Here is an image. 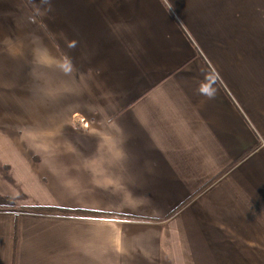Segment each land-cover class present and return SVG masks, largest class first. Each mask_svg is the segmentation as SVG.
I'll return each mask as SVG.
<instances>
[{"label": "crops", "instance_id": "0c3cea01", "mask_svg": "<svg viewBox=\"0 0 264 264\" xmlns=\"http://www.w3.org/2000/svg\"><path fill=\"white\" fill-rule=\"evenodd\" d=\"M0 264H264V0H0Z\"/></svg>", "mask_w": 264, "mask_h": 264}, {"label": "trees", "instance_id": "16d2710c", "mask_svg": "<svg viewBox=\"0 0 264 264\" xmlns=\"http://www.w3.org/2000/svg\"><path fill=\"white\" fill-rule=\"evenodd\" d=\"M22 210L29 211V212H35V213H50V214H56V213H68L66 211L60 210L58 208L53 207H33V208H21Z\"/></svg>", "mask_w": 264, "mask_h": 264}, {"label": "snow or ice", "instance_id": "6c2138e0", "mask_svg": "<svg viewBox=\"0 0 264 264\" xmlns=\"http://www.w3.org/2000/svg\"><path fill=\"white\" fill-rule=\"evenodd\" d=\"M62 67L64 68L65 71L70 70V65H68L67 63H65L64 65H62ZM204 91H208V89H204Z\"/></svg>", "mask_w": 264, "mask_h": 264}, {"label": "rangeland", "instance_id": "374dc122", "mask_svg": "<svg viewBox=\"0 0 264 264\" xmlns=\"http://www.w3.org/2000/svg\"><path fill=\"white\" fill-rule=\"evenodd\" d=\"M103 216H106V217H108V216H111V215H109V214H102Z\"/></svg>", "mask_w": 264, "mask_h": 264}]
</instances>
